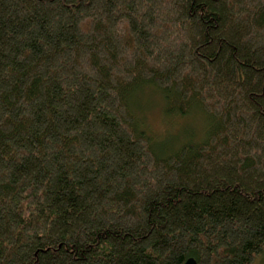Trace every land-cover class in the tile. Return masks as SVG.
I'll use <instances>...</instances> for the list:
<instances>
[{
    "label": "trees",
    "instance_id": "16d2710c",
    "mask_svg": "<svg viewBox=\"0 0 264 264\" xmlns=\"http://www.w3.org/2000/svg\"><path fill=\"white\" fill-rule=\"evenodd\" d=\"M197 106L155 151L132 110ZM264 257V0H0V264Z\"/></svg>",
    "mask_w": 264,
    "mask_h": 264
},
{
    "label": "rangeland",
    "instance_id": "374dc122",
    "mask_svg": "<svg viewBox=\"0 0 264 264\" xmlns=\"http://www.w3.org/2000/svg\"><path fill=\"white\" fill-rule=\"evenodd\" d=\"M166 105L163 93L149 84L137 90L131 103L135 116L152 137L157 154L202 140L210 119L197 106H192L187 115H176L168 113ZM255 264H264V257Z\"/></svg>",
    "mask_w": 264,
    "mask_h": 264
},
{
    "label": "water",
    "instance_id": "95a60500",
    "mask_svg": "<svg viewBox=\"0 0 264 264\" xmlns=\"http://www.w3.org/2000/svg\"><path fill=\"white\" fill-rule=\"evenodd\" d=\"M185 264H197V261L194 258H190L186 261Z\"/></svg>",
    "mask_w": 264,
    "mask_h": 264
}]
</instances>
